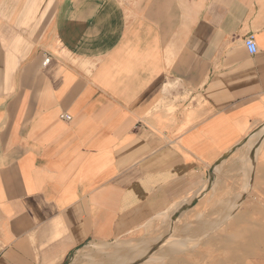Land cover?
Returning a JSON list of instances; mask_svg holds the SVG:
<instances>
[{
    "label": "crops",
    "instance_id": "1",
    "mask_svg": "<svg viewBox=\"0 0 264 264\" xmlns=\"http://www.w3.org/2000/svg\"><path fill=\"white\" fill-rule=\"evenodd\" d=\"M171 217L102 261L264 264V0H0V264Z\"/></svg>",
    "mask_w": 264,
    "mask_h": 264
},
{
    "label": "rangeland",
    "instance_id": "2",
    "mask_svg": "<svg viewBox=\"0 0 264 264\" xmlns=\"http://www.w3.org/2000/svg\"><path fill=\"white\" fill-rule=\"evenodd\" d=\"M187 209H188L187 206H184L180 208L179 210L184 212L185 217H188V218H191L192 214L199 211V208H197L195 211H193L192 209H189V210ZM206 210L207 208L204 209V211ZM175 219L176 217L175 218L171 217V218H166L164 220L162 219L161 221H157V223L155 222L152 225L151 223H149L148 225L139 228L137 231H135L131 235H128L121 239H116L114 241H109V242L108 241H91L90 243H88V245H86L79 251L75 252L72 255L68 264H109L106 260L104 261L105 263L102 261V257H105V256H103L104 255L103 253H100L97 251L98 246L104 245V246L111 247V246L119 244L118 242H124V241H132V242L139 243L143 239L149 240V239L160 237L167 230H169V228L173 225V220L175 221ZM124 245L129 246L133 244L124 243ZM187 251L179 252V253H168V252L160 253L156 259H153V261H149L145 264H166L167 262H169L170 259H174L175 257L179 255L185 254L187 253ZM146 255H149V252L146 253ZM163 256L164 258H162ZM154 260H163V261L159 263Z\"/></svg>",
    "mask_w": 264,
    "mask_h": 264
},
{
    "label": "bare ground",
    "instance_id": "3",
    "mask_svg": "<svg viewBox=\"0 0 264 264\" xmlns=\"http://www.w3.org/2000/svg\"><path fill=\"white\" fill-rule=\"evenodd\" d=\"M192 226V225H191ZM192 229V228H191ZM204 234V233H203ZM161 239V238H160ZM163 239V238H162ZM165 239V238H164ZM168 239V238H167ZM166 239V240H167ZM160 241V240H159ZM165 241V240H164ZM163 241V242H164ZM162 242V240H161ZM162 242V243H163ZM166 242V241H165ZM164 242V243H165ZM180 242V241H179ZM161 243V244H162ZM163 243V244H164ZM123 246H124V243H119L117 245H114V246H111L109 247L108 249L111 250V252H114V253H119V251H121V249H123ZM104 248V247H102ZM147 249H142L140 252H137L135 253L132 258L126 263V264H139V262H141V260L146 256V251Z\"/></svg>",
    "mask_w": 264,
    "mask_h": 264
},
{
    "label": "built area",
    "instance_id": "4",
    "mask_svg": "<svg viewBox=\"0 0 264 264\" xmlns=\"http://www.w3.org/2000/svg\"><path fill=\"white\" fill-rule=\"evenodd\" d=\"M245 44H246V47H247L248 51L251 54H254V53H256L258 51L257 43H256L255 38H254V36L252 34L248 35L245 38ZM48 61H49V58H47L45 62H48ZM61 117L66 119V120H70L71 119V116L69 114H62ZM1 255H2V251L0 249V257H1Z\"/></svg>",
    "mask_w": 264,
    "mask_h": 264
}]
</instances>
